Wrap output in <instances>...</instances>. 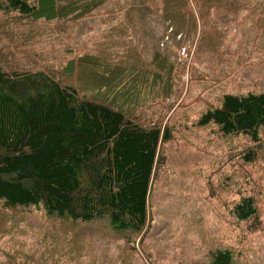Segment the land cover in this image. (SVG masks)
<instances>
[{"label": "rangeland", "instance_id": "rangeland-1", "mask_svg": "<svg viewBox=\"0 0 264 264\" xmlns=\"http://www.w3.org/2000/svg\"><path fill=\"white\" fill-rule=\"evenodd\" d=\"M219 1L190 0L194 31L168 29L162 0H106L91 16L55 22L33 37L38 60L3 54L13 45H1L8 68L60 75L61 64L76 65L83 54L117 58L131 74L126 92L109 98L126 99L137 122L168 128L171 137L160 142L139 236L127 239L104 223L85 226L34 207L0 206V264H212L219 249L232 250L233 264H264V138L254 144L244 134L225 137L198 125L225 93L264 91V0ZM248 150L256 152L253 161L245 159ZM248 194L259 215L240 222L232 205Z\"/></svg>", "mask_w": 264, "mask_h": 264}, {"label": "trees", "instance_id": "trees-1", "mask_svg": "<svg viewBox=\"0 0 264 264\" xmlns=\"http://www.w3.org/2000/svg\"><path fill=\"white\" fill-rule=\"evenodd\" d=\"M105 2L0 0V47L13 45L3 54L37 59L29 47L33 37L45 36L55 22L91 16ZM162 3L168 29H196L190 0ZM60 67L61 75L46 68L10 69L0 61V206L34 207L85 226L104 223L127 239L139 236L148 222L160 142L171 137L168 128L137 122L126 99L116 104L109 98L126 92L131 74L117 58L83 54L78 64L71 60ZM103 92L104 97H96ZM198 125L215 126L225 137L244 134L258 144L264 138V91L225 93ZM255 154L248 150L244 156L253 161ZM231 213L240 222L256 219L258 202L251 194L242 196ZM233 260L230 249L211 253L212 264Z\"/></svg>", "mask_w": 264, "mask_h": 264}]
</instances>
